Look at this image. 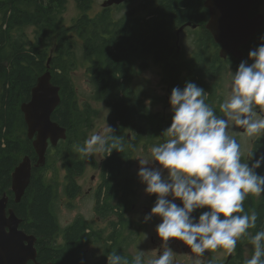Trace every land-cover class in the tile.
<instances>
[{
    "label": "trees",
    "instance_id": "obj_1",
    "mask_svg": "<svg viewBox=\"0 0 264 264\" xmlns=\"http://www.w3.org/2000/svg\"><path fill=\"white\" fill-rule=\"evenodd\" d=\"M76 1L82 14L71 25L64 26L59 14L67 0H0V197L8 194L9 207H13L22 219L24 230L36 236L40 261L81 264L84 245H103L105 242L106 251L94 264H107V256L113 254L114 248L117 251L114 253L133 264V259L122 252L124 243L133 240V234L125 236L128 225L124 216L122 230L110 234L95 230L87 232L89 225L86 226L82 217L68 226H61L52 206L56 182L51 178L49 180L42 169H34L22 201H14L11 190L14 168L26 155L33 162L37 160L32 140L27 135L22 104L31 99L38 77L51 72V81L60 87L61 96L52 119L66 128L67 138L49 151L45 168L47 170L51 165L50 158L54 154H61L68 174L66 191L71 194L77 189L75 176L84 168V160L76 155V149L87 139L95 115L90 101L79 99L73 82V73L80 63L87 65L89 82L94 87L92 99L105 101L113 108L109 122L116 130L108 136L105 149L106 154L114 153L112 159H108L113 163L120 160L117 155L122 156L116 148L117 142L125 141L126 129L151 134L153 127L150 119L165 129L171 123V112L162 119V112L153 111L145 103L149 98L153 106L162 104L166 107L167 100L146 83L134 85L135 57L145 59L153 56L170 77L178 79L177 87L183 88L186 81L202 87L208 93L206 103L217 115H222L219 104L224 99L220 79L226 69L225 61L231 62L236 71L239 63L248 59L249 50L259 46L264 27L243 46L242 59L233 56L223 59L219 53L220 45L206 30L203 38L198 40L199 52L195 57L188 60L183 55V60L175 64L174 57L179 55L176 31L190 20L207 22L209 13L205 0H128L132 6L124 13L116 11L124 6H116L95 14L90 13L92 0ZM29 26L36 28L34 39L26 34L25 28ZM210 42L217 51L208 58L206 44L210 45ZM145 67L144 62L141 68ZM261 152H264L263 135L255 139L247 162L252 154L258 156ZM256 171L264 175L262 166ZM124 188L125 211L126 198L131 201L133 194L128 196L127 182ZM243 207L249 215L256 212L258 216L256 227L248 232L254 235L257 231H264V193L260 199L248 194ZM133 229L138 230V225ZM247 247H250L249 253ZM252 255L253 246L248 236H241L228 264H246ZM261 259L264 260V257Z\"/></svg>",
    "mask_w": 264,
    "mask_h": 264
},
{
    "label": "clouds",
    "instance_id": "obj_2",
    "mask_svg": "<svg viewBox=\"0 0 264 264\" xmlns=\"http://www.w3.org/2000/svg\"><path fill=\"white\" fill-rule=\"evenodd\" d=\"M229 76V94L219 104L222 115L206 103L208 93L194 82L173 87L171 123L163 132L169 138L153 145L148 157L138 159L137 177L145 185L144 192L156 197L143 222L153 216L161 221L155 227L161 251L148 264H173L170 242L174 240L195 254L194 264H202L196 257L206 250L223 248L231 253L244 235L253 246L246 264H264V231L248 232L256 227L258 216L243 207L248 194L264 193V175L256 171L264 165V152L243 162L239 144L230 135L236 127L249 137L264 134V35ZM107 146L108 139L94 133L78 150L87 155ZM199 209L208 210L193 215ZM143 255L138 252L133 264H144ZM107 264L129 261L113 253L107 256Z\"/></svg>",
    "mask_w": 264,
    "mask_h": 264
},
{
    "label": "rangeland",
    "instance_id": "obj_3",
    "mask_svg": "<svg viewBox=\"0 0 264 264\" xmlns=\"http://www.w3.org/2000/svg\"><path fill=\"white\" fill-rule=\"evenodd\" d=\"M93 9L90 11L91 14L98 13L104 9L102 3L104 0H92ZM130 6H132V2L126 4L125 7L121 9H117L118 13L126 12ZM258 11L264 14V0H258L257 3ZM82 14V10L77 4L76 0H67L64 8L61 10L59 17L61 19L62 25L69 26L71 25L77 18H79ZM26 34L29 38H35L36 28L29 26L25 28ZM198 34L197 30H193L187 28L181 35V45L187 55L191 54L194 50V41L195 36ZM245 60V59H244ZM146 63L145 68H141L142 63ZM251 63V61H249ZM134 65L136 68V74L134 79L135 86H140L144 83L152 86L155 89V92L161 97H165L169 103V97L171 94V90L173 87H177V79L175 77H170L167 73H165L160 65H158L153 57H146L145 59L141 57L134 58ZM226 69L224 71L223 77L220 79L221 81V92L223 99H226L229 94V81L230 71H234L232 68L231 62L228 63L225 61ZM89 72L87 70V65L80 63L76 70L73 73V82L75 87L77 88V94L80 100L90 101L92 108L95 110V115L92 117V127L87 133V138L94 133H99L102 137H106L108 133H110L113 128L110 126L108 122V116L110 112L113 110L105 101H97L92 99V95L94 92V87L89 82ZM146 87V86H144ZM155 110H160V106H154ZM170 111V105L168 108L164 109V111ZM111 128L112 130H110ZM164 131L156 127V132L152 137L153 143L150 144L149 148L142 149V154H150V149L153 145H158L160 143L165 142L169 137ZM230 135L237 138L241 143V156L243 162H247V157L254 146V141L257 137L264 134H258L256 136L249 137L245 133L240 132L239 127L234 128ZM150 143V140H147ZM100 151V150H99ZM99 151L93 150L91 153L85 155L79 152L76 149V155L79 157H83L86 160V170L81 179V183L88 189L89 181H91V175L96 173L97 171L93 169L91 165V161L93 159L100 161ZM140 151L137 153V158L135 160V164L139 165V158L142 157ZM63 157L61 154L53 155L51 159V165L45 171L47 174V178L50 180H57V195L54 200V211L58 217L59 223L61 226H65L70 223L77 215L86 216L90 220H95L96 213L94 210V200L91 196L86 195L84 193L81 198L75 200L73 205L67 203V195L65 193V170L62 167L64 164V160H61ZM63 168V169H62ZM263 173H264V165H262ZM138 171V170H137ZM136 198L135 202L137 203V209L130 210L127 213V217L130 220H136L138 222V230L134 231L132 229L126 230L125 234H131L132 236L131 243H127V249L124 253L134 260L135 255L143 251V260L144 264H148V261L155 259L158 257L161 249L159 248L161 241L158 239L157 234L155 232V227L158 223H160V218L154 216L149 222L144 223L143 217L146 214L142 207L144 204H148L151 201V196L144 192V187L140 181L136 184ZM263 194V193H262ZM262 194L256 196V199H260ZM257 202V200H256ZM177 203V201H176ZM208 210V209H207ZM105 221L101 222L100 225L105 226ZM99 226V225H98ZM106 228V226H105ZM145 233L147 234V239H145ZM170 246L173 249V264H194V253H190V249L187 246H184L180 241H171ZM83 256L82 262L83 264H94L95 261L98 260L101 252V248L97 244H86L82 248ZM247 252H250V247H247ZM229 253L226 249L218 248L216 250H206L205 254L202 257H196L200 259L202 262L206 261L207 264H224L227 260Z\"/></svg>",
    "mask_w": 264,
    "mask_h": 264
},
{
    "label": "water",
    "instance_id": "obj_4",
    "mask_svg": "<svg viewBox=\"0 0 264 264\" xmlns=\"http://www.w3.org/2000/svg\"><path fill=\"white\" fill-rule=\"evenodd\" d=\"M126 0H105L103 7L119 5ZM256 0H205L209 10L206 28L220 45V56L224 59L233 56L244 57L243 46L264 26V14L251 16ZM190 23L182 25L178 33ZM51 58V57H50ZM50 60L48 62V67ZM51 72L38 77L32 88L31 99L22 104L27 125V135L37 155L33 162L26 155L12 172L11 190L14 201L19 203L31 182L34 169L43 168L47 162V151L52 145L67 138L66 128L52 119V115L61 102L60 87L51 81ZM241 132L243 129L239 128ZM241 151V143L235 138ZM22 219L13 207H9V196L0 197V264H52L38 260L37 238L20 228Z\"/></svg>",
    "mask_w": 264,
    "mask_h": 264
},
{
    "label": "flooded vegetation",
    "instance_id": "obj_5",
    "mask_svg": "<svg viewBox=\"0 0 264 264\" xmlns=\"http://www.w3.org/2000/svg\"><path fill=\"white\" fill-rule=\"evenodd\" d=\"M257 3H258V0H256V2L253 5V6H255V5L256 6H255L254 10H251V16H254L257 13H261V12L258 11ZM126 4H129L128 0H126L122 4L112 5V6L106 7V8H114L116 6L117 7H119V6H124L125 7ZM121 8H123V7H121ZM104 9H105V7H104ZM252 9H253V7H252ZM208 13H209V10H208ZM209 18H210V15H209ZM208 21H209V19L207 20V22L203 23V22H195L194 20H190V21H188V23H190V25L186 26L179 33H178V30L176 31L177 54H179V55L174 57L175 64H177L178 62H181L183 60V55H185L186 58L189 60V59H193L195 57V55L199 52V50H198V40H199L200 37L203 38L202 35L204 33H206V30H208L206 28V24L208 23ZM187 28H190V29L198 31V34H196V36H195L194 50L189 55H187L185 53V51H184V49H183V47L181 45V42H180V39H181L180 33L182 34ZM213 39H214V37H213ZM214 41H215V39H214ZM212 43L213 42H210V45H209V43L206 44V56L208 58L213 56L215 54V52L217 51V48H215ZM151 57H153V56H151ZM229 57H232V56H229ZM153 59H154V57H153ZM154 61H155V59H154ZM176 85H177V83H176ZM149 87L153 88L150 85H149ZM145 103L147 104V106L149 108L151 107L153 109V111L155 110L154 106L152 105L151 99L147 98L145 100ZM157 106H160L161 109L160 110H155V111L162 112V115H161L162 119H164L166 117V115L171 112L169 110L164 111V109L168 108V106H169L168 101H167V106L166 107H163L162 104H158ZM108 122H109V116H108ZM150 123H151V125L153 127L152 128L153 132L151 134L140 133L138 130H135V129H130L129 131L126 129V132H125L126 139H125V141L117 142L118 144H117V148L116 149L119 152L122 153V156L117 155L116 157H118L120 160L117 159L113 163H110V161H108V159H112L111 157L114 156V153L113 152H109V153L106 154L105 149L99 151V157H100L99 159H100V161H97L95 159H93L91 161V165L93 166V169H95L97 172L93 173L91 175V177H90L91 181H89L88 189L85 188L83 183L80 182L81 179H79L81 176L84 175L85 170H86V160H84L83 157H81V158L84 160V168H83V171L80 174H77L75 176L77 189L74 190L71 194L67 193V191H66V178H67L68 174H67L66 167L64 168V165L62 166L64 168V170H65V177H64L65 187H64V189H65V193L67 195V203L73 205V202L75 200H78L79 198L82 197V195L84 193H86V195L91 196V198L94 200V210H95V213H96L95 220H90L86 216L77 215L70 223H73L78 218L82 217L83 220L85 221L86 226L89 225L86 228L87 232H91L92 230H95V231H99V232H105L106 231L107 233L110 234V233H113V232H120L122 230V228L124 227L122 218L124 216V218L126 219L125 224L128 225V228L126 230H128V229L134 230L133 228L136 225H138V222H136V220H130L127 217V213L130 210H135V209L138 208L137 207V203L135 202L136 190H137L136 189L137 188L136 184L140 181L138 179V177H137V172H138L137 170L139 168V165L135 164V160L137 158V153L140 151L141 155H143L142 157H148L147 154H142V149L145 148L146 149L145 153H146L147 152V148H149L150 144L153 143L152 137L154 136V134L156 132V127H157V129L161 128L163 131L166 130L162 125H160L159 123H156L155 120H151L150 119ZM109 124L113 128V130L110 133H108L105 138H108V136L116 130L114 125H112L110 122H109ZM63 140H65V139H63ZM147 140H150L151 142L148 143ZM61 141L62 140H60V142ZM60 142H59V144H60ZM130 142H132V144H133L132 146H130ZM57 146H55V147H57ZM55 147L50 145V147H49V149L47 151V154H49V151L52 148H55ZM247 159H248V157H247ZM45 167H46V165L43 168H39V169L40 170L42 169V171L45 172L46 171ZM55 182H58V181L55 180ZM125 182H127V185H128V188H129L128 196L130 197V196H132V194H133V196H132V198H130L131 201H129V199L126 198V204H125L126 205V209L124 211V208H125V206H123L124 199H125L124 195L126 196V194L124 193ZM56 189H57V183H56ZM56 195H57V190H56V193H55V197H56ZM55 197H54L53 203H52V206H53L54 209H55V207H54ZM155 199H156L155 195H152L151 196V201L148 204H144L143 205L142 209H143V211L146 214L150 212L151 207L153 206V204L155 202ZM177 203L179 204L180 201L177 200ZM107 206H108V209H107ZM206 210L207 209H199L196 212H194L193 215L198 216L200 212L206 211ZM123 211L125 212L124 214H123ZM153 218H154V216H153ZM57 219H58V217H57ZM103 221L106 222L105 223L106 228H105L104 225H100V223L103 222ZM58 222H59V220H58ZM70 223H68L65 226H68ZM65 226H63V227H65ZM20 228L24 230V228L22 227V222H21ZM134 231H136V230H134ZM132 234L133 233H131L129 235L125 234V236L126 235L130 236ZM125 236H124V238H126ZM127 243L128 242L124 243V247L122 249V252L127 249V247H126ZM106 244L107 243L104 242L103 245H99V247L101 248V252H100V256H99L98 260H100V258L104 255V253L106 251V247H105ZM109 244H111V243H109ZM112 252L114 253V252H117V251L114 248V250ZM233 252L234 251H232L231 253L228 252L229 255H228L227 260H226V262L224 264H228V260L232 257ZM110 255H112V254H110ZM41 262H43V261H41ZM30 264H33V262H30ZM202 264H207V262L203 261Z\"/></svg>",
    "mask_w": 264,
    "mask_h": 264
}]
</instances>
